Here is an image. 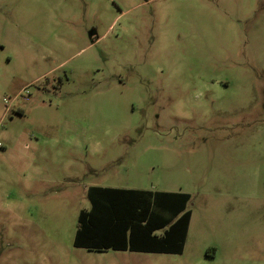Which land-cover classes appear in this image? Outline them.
<instances>
[{"label":"rangeland","instance_id":"obj_1","mask_svg":"<svg viewBox=\"0 0 264 264\" xmlns=\"http://www.w3.org/2000/svg\"><path fill=\"white\" fill-rule=\"evenodd\" d=\"M50 2L0 0V264H264V0ZM90 186L189 194L183 254H77Z\"/></svg>","mask_w":264,"mask_h":264},{"label":"trees","instance_id":"obj_2","mask_svg":"<svg viewBox=\"0 0 264 264\" xmlns=\"http://www.w3.org/2000/svg\"><path fill=\"white\" fill-rule=\"evenodd\" d=\"M73 248L91 252L181 254L190 211L186 193L88 187Z\"/></svg>","mask_w":264,"mask_h":264},{"label":"crops","instance_id":"obj_3","mask_svg":"<svg viewBox=\"0 0 264 264\" xmlns=\"http://www.w3.org/2000/svg\"><path fill=\"white\" fill-rule=\"evenodd\" d=\"M25 2H28L29 0H24ZM49 3H52L50 2L51 0H48ZM28 6V5H27ZM26 6V7H27ZM33 7V6H31ZM94 35V34H93ZM92 33L89 35L90 36H93ZM90 187H97V186H90ZM102 188H106V187H102ZM109 188V187H107ZM118 189V188H117ZM87 190V189H86ZM86 190H85V195H86ZM126 190H135V189H126ZM141 191V190H140ZM164 193H181V192H164ZM187 194V193H186ZM189 195V194H188ZM190 196V195H189ZM191 198V197H190ZM190 201V200H189ZM187 209H188V206H187ZM189 210V209H188ZM190 211V210H189ZM191 219H192V213L190 211V217H189V220H188V223H187V230H186V236H185V239L183 241V247H182V250H181V254L179 255H182L183 252H184V249H185V245H186V240H187V235H188V231H189V227H190V223H191ZM74 251L77 253V254H103V253H106V252H91V251H86L84 249H79V248H74ZM84 252V253H83ZM113 252H117V251H113ZM124 252H129V251H124ZM130 253H135V254H149V253H137V252H130ZM153 255H172V256H178V255H173V254H153Z\"/></svg>","mask_w":264,"mask_h":264}]
</instances>
